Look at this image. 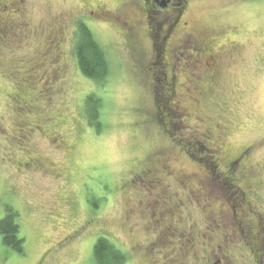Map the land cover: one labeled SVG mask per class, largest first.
<instances>
[{"label": "rangeland", "instance_id": "374dc122", "mask_svg": "<svg viewBox=\"0 0 264 264\" xmlns=\"http://www.w3.org/2000/svg\"><path fill=\"white\" fill-rule=\"evenodd\" d=\"M126 1L25 0L32 8L34 23L26 27L23 34L35 31L37 23L45 20L48 14L78 16L85 4L100 2L117 8ZM189 1L193 25L215 30L224 28L226 39L240 45L241 56L235 59L236 63L225 77H221L222 87L214 98L217 96L223 104L230 151L238 152L252 146L251 165L263 167L260 174L256 172L258 177L253 183L258 184L254 200L264 216V0ZM91 29L109 60V83L106 86L97 84L72 67L66 84H53L42 95L41 116L51 120L44 127L46 132L60 133L68 145V149H58L61 144L37 136V156L55 171V176L17 174L15 165L11 166L20 155H15V149L10 148L18 145L19 137L14 132L12 119L15 115L8 109L10 104L12 106L8 95L19 76L0 68V220L8 209L18 213L25 240L24 254H17L3 247L0 238V264H95L93 247L101 237L132 255L131 264L148 263L134 256L132 241L123 228L124 202L133 198L134 192L124 194L122 187L149 156L170 145L161 129H167L164 123L167 124L168 115L170 121L177 124L178 118L169 106L175 101H170V91L160 82L163 79L160 70L157 69L152 77L142 72L143 60L130 55L119 32L110 26H92ZM74 31L75 26L67 27L65 43L66 52L73 56ZM193 46L198 45L188 39L182 43L186 50ZM34 48L15 52V56L22 59L30 50L33 57ZM156 51L159 55L160 49L156 47ZM10 57L8 50L5 51L4 58ZM35 79L37 81V75ZM92 95L103 102L100 116L104 129L100 134L90 126L86 114L85 101ZM186 103L195 106L192 101ZM207 108L206 104H201L199 112L208 113ZM155 114L156 122H152ZM174 132L170 140L179 141L187 151L195 153V147L187 145L194 140L190 131L178 129ZM198 142L199 146H204L201 139ZM195 158L202 160L204 157L196 155ZM203 165L213 172L212 165L207 162ZM194 169V165L185 164L186 171ZM58 176L61 178L57 179ZM213 179L215 182H211V186H217L216 191L219 188L220 195L216 197L230 193L226 187L228 183L223 186L218 183L228 181H222L217 171ZM136 189L139 193L143 191L139 185ZM108 193L109 201L105 202ZM225 201L235 205L232 199ZM97 207L98 213L87 212ZM200 211L192 212V218L204 224ZM87 220L90 223L86 225ZM100 234L103 236L98 237ZM233 256L236 262L242 255L236 251Z\"/></svg>", "mask_w": 264, "mask_h": 264}, {"label": "flooded vegetation", "instance_id": "af4514ba", "mask_svg": "<svg viewBox=\"0 0 264 264\" xmlns=\"http://www.w3.org/2000/svg\"><path fill=\"white\" fill-rule=\"evenodd\" d=\"M31 13L25 0H0V68L19 76L8 95L12 102L8 109L15 115L14 132L19 137L18 145L10 147L15 149V155H20L11 164L17 168L15 172L55 176V171L37 156V136L61 144L58 149H68V145L60 133L46 132L44 127L51 120L41 116L42 95L53 84H66L72 67L80 71L76 53L73 56L66 52L67 27L75 26L76 47L79 27L92 31V26H110L122 36L130 55L143 60L142 72L152 77L158 69L163 76L160 82L176 89L180 99L176 109L198 125L192 136L205 138L209 145L208 149L194 150L204 157L202 160L186 150L157 152L126 182L129 190H136L138 185L143 189L129 198L123 216V228L132 241L131 251L147 264H244L247 259L246 264H264V216L254 200L258 184L253 183L258 177L256 172L260 174L263 167L251 165L252 146L230 151L229 127L217 97L208 113L199 112V101L218 92L221 77L241 56L240 45L226 39L224 28L193 25L189 0H128L117 8L100 2L85 4L78 16L48 14L37 23L35 31L23 34L26 27L33 26ZM185 39L198 46L186 50L182 47ZM32 46L33 57L30 50L22 59L15 56V52ZM7 50L11 57L6 60ZM189 101L195 106L188 105ZM177 161L182 162L176 164ZM204 162L212 165L213 172L204 167ZM186 163L195 169L186 171ZM216 171L222 181H228L223 185L228 183L226 187L235 198V205L225 201L218 211L207 205L201 209V203L222 200L204 185L215 182ZM198 210L204 224L192 218V212ZM230 222L236 227L226 226ZM236 251L242 256L235 262Z\"/></svg>", "mask_w": 264, "mask_h": 264}, {"label": "trees", "instance_id": "16d2710c", "mask_svg": "<svg viewBox=\"0 0 264 264\" xmlns=\"http://www.w3.org/2000/svg\"><path fill=\"white\" fill-rule=\"evenodd\" d=\"M75 53L77 55L80 71L84 77L102 86H106L109 83L110 65H109L107 54L105 50L102 48V46L99 44V42L96 40V38L94 37L93 32L84 26L79 27L77 44L75 47ZM226 74L227 73H225V75ZM164 86L170 91V95H169L170 101H175V104H172V102H170L169 106L171 107V111L174 112V115L177 116L178 122L177 124L171 122L170 121L171 118L168 115L169 120H167V124L164 123V127H166L167 125V129L166 128L161 129L162 130L161 134L163 135V137L166 136L168 138L170 145L168 144L167 149H164L163 151L166 150V152H169V153L173 151H175L176 153L180 151L183 152L186 150L184 148L185 146L180 144L179 141H176L174 143L172 140H170V138L172 137L171 134L175 133L174 130L187 129V131L188 130L190 131V136L193 139L194 138V136H192L194 135L193 130L197 129L198 125L196 123L194 124L195 121H190L191 119L186 118L184 114L181 112V110L176 109V106L180 100L178 95L176 94L177 92L176 89H174L173 86H168L166 84H164ZM216 94L217 92L213 94V96L207 95L206 96L207 100L203 99L199 101L200 104H206L208 106V108L206 109L207 112L210 108L212 109L213 105L211 104ZM85 106H86V112H87L86 114H87L88 122L90 126L95 129L97 134H100L104 129V124L101 122V116H100V111L103 108L102 100L96 97L95 95L89 96L85 101ZM159 113H161L162 115L161 111ZM152 122H156V114H155V117H152ZM200 139L204 146H199L201 145L200 142L197 143V141ZM194 140L193 142L189 141L187 145L192 144L193 147H195V149L197 148L200 150L208 149L209 145L205 138L199 137V138H194ZM142 168H143V164H142ZM142 168L138 170L136 173L141 171ZM223 183L224 182L220 183L221 186H223ZM204 185L208 189L209 192L211 193L214 192L215 194H219V191H218L219 188H217V191H218L217 192L215 189L217 186L215 187L211 186V182H206V183L204 182ZM122 190L124 191V194H128V193L130 194L134 192L133 194L135 196L137 195V189L129 190L127 187V183L124 184V186L122 187ZM230 195L231 194L226 193L223 197H221L223 198V200L218 199L216 201L212 200L213 202L210 201L206 204L201 203V209H204V206L207 205V208H210V209L213 208L215 211H218L221 209V204L224 203V199L225 200L232 199L233 201H235L234 200L235 198H233V196L232 195L230 196ZM109 196H110L109 193L105 196L107 198L105 202L109 201ZM124 199H126L125 195H124ZM131 199L133 198L131 197ZM137 200L138 199L136 198V201ZM127 202L129 203V199L126 202H124V212H125ZM105 205L106 203H104L103 206ZM186 209L188 210L187 205L185 208H183L184 213ZM6 211L7 212H6L5 217L2 220H0V238H1L2 245L6 249L11 250L17 254H24L25 240L21 235V228L18 223L19 215L18 213L14 212L12 209H8ZM87 212H89V214H93V213L96 214L98 213V207L97 209L87 210ZM88 223H90L89 220H87L86 225ZM226 224L227 225L232 224L233 227H236L235 223L233 222L226 223ZM228 227L231 228L232 226H228ZM238 231L239 230L237 229L233 232H238ZM99 236H103V235L100 234L98 235V237ZM93 259H94L95 264H131L133 260L132 255H130L129 253H127L126 251H124L119 246H117L116 244H114L112 241L108 240L105 237H101L96 241L93 247Z\"/></svg>", "mask_w": 264, "mask_h": 264}, {"label": "water", "instance_id": "95a60500", "mask_svg": "<svg viewBox=\"0 0 264 264\" xmlns=\"http://www.w3.org/2000/svg\"><path fill=\"white\" fill-rule=\"evenodd\" d=\"M163 2H167V0H162Z\"/></svg>", "mask_w": 264, "mask_h": 264}]
</instances>
